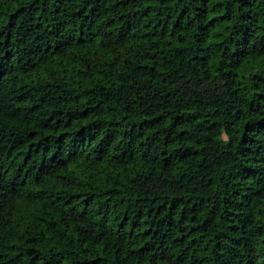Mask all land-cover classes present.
<instances>
[{"label":"trees","instance_id":"obj_1","mask_svg":"<svg viewBox=\"0 0 264 264\" xmlns=\"http://www.w3.org/2000/svg\"><path fill=\"white\" fill-rule=\"evenodd\" d=\"M0 264H264V0H0Z\"/></svg>","mask_w":264,"mask_h":264}]
</instances>
